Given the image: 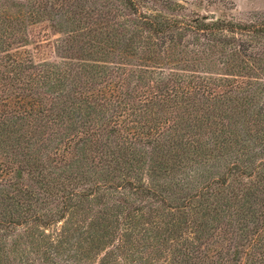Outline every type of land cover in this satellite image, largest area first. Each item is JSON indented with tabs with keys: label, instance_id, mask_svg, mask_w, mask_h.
Returning a JSON list of instances; mask_svg holds the SVG:
<instances>
[{
	"label": "trees",
	"instance_id": "trees-1",
	"mask_svg": "<svg viewBox=\"0 0 264 264\" xmlns=\"http://www.w3.org/2000/svg\"><path fill=\"white\" fill-rule=\"evenodd\" d=\"M187 1L0 0V264H264V12Z\"/></svg>",
	"mask_w": 264,
	"mask_h": 264
},
{
	"label": "rangeland",
	"instance_id": "rangeland-1",
	"mask_svg": "<svg viewBox=\"0 0 264 264\" xmlns=\"http://www.w3.org/2000/svg\"><path fill=\"white\" fill-rule=\"evenodd\" d=\"M187 2L190 10L198 11L201 14L212 13V16L221 13L248 19L255 18V15L264 12V0H188ZM43 25L44 23H40L32 27L31 32L33 35L31 36H33L32 39L34 37L36 38L35 43L33 41H27L21 46L13 45L12 50L24 51L27 54L30 51L34 54V60L36 62L44 59L60 60L58 53H56L54 42L62 38V35L56 31H50V35H44L42 33ZM36 43H44L43 51L40 55H38L39 51H37ZM1 55L2 53H0ZM31 71L35 72V69L29 70V72ZM232 236L229 235V239H225L224 244L233 242Z\"/></svg>",
	"mask_w": 264,
	"mask_h": 264
}]
</instances>
